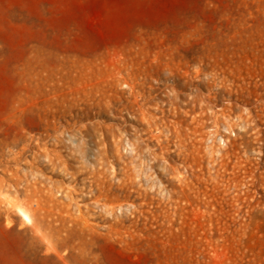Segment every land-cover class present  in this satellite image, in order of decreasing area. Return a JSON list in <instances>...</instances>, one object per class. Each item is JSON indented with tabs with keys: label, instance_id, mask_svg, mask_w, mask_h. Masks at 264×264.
<instances>
[{
	"label": "rangeland",
	"instance_id": "obj_1",
	"mask_svg": "<svg viewBox=\"0 0 264 264\" xmlns=\"http://www.w3.org/2000/svg\"><path fill=\"white\" fill-rule=\"evenodd\" d=\"M0 264H264V0H0Z\"/></svg>",
	"mask_w": 264,
	"mask_h": 264
},
{
	"label": "bare ground",
	"instance_id": "obj_2",
	"mask_svg": "<svg viewBox=\"0 0 264 264\" xmlns=\"http://www.w3.org/2000/svg\"><path fill=\"white\" fill-rule=\"evenodd\" d=\"M20 214L22 215L23 219L27 222H31V217L29 216V214L25 211V210H22L20 209L19 210Z\"/></svg>",
	"mask_w": 264,
	"mask_h": 264
}]
</instances>
